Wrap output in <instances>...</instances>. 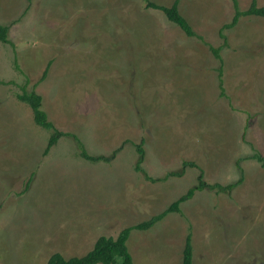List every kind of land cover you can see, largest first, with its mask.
<instances>
[{"label": "rangeland", "instance_id": "1", "mask_svg": "<svg viewBox=\"0 0 264 264\" xmlns=\"http://www.w3.org/2000/svg\"><path fill=\"white\" fill-rule=\"evenodd\" d=\"M178 2L194 31L222 48L228 97L207 44L143 0H0L14 44L0 41V264L84 256L99 237L164 212L201 176L237 182L239 160L242 185L197 192L127 244L134 264H183L189 235L193 264H264V166L249 159L264 157V18L241 17L225 41L233 0ZM238 3L247 10L252 0ZM25 84L58 130L108 161L83 158L71 137L45 154L52 131L18 99ZM184 162L195 166L163 179Z\"/></svg>", "mask_w": 264, "mask_h": 264}, {"label": "trees", "instance_id": "2", "mask_svg": "<svg viewBox=\"0 0 264 264\" xmlns=\"http://www.w3.org/2000/svg\"><path fill=\"white\" fill-rule=\"evenodd\" d=\"M146 3L147 8H153V9H158L162 11L166 17L168 18L169 22H172L175 24L177 27H179L186 36L191 37V38H198L199 40L203 41L204 44H207V46L210 48L211 52L214 54L216 59L220 61V67L218 69L220 80H219V89H220V95L228 97L225 94V89L223 87V59L221 56V47H214L208 43L205 42L204 38L200 35H198L195 31L193 26L185 19V17L182 15L179 9V2L176 0L172 6L166 7V6H160L157 5L153 2H150L149 0H143ZM234 2V7H235V15L232 17V21L230 23L225 24L221 30L219 31V37L223 40H227V35H226V30H229L240 22L241 17L244 16H256V17H261L264 18V7H260L257 3V0H252V3L250 7L247 10H241L239 7L238 0H233ZM10 26H4L0 25V41L4 44H11L14 46L12 43L11 39L9 38V31H10ZM48 70V69H47ZM131 71V70H130ZM46 76V71L44 74V77ZM23 89V93L19 94L17 97L20 101L27 103L33 112L34 116V121L37 125L41 126L44 129L52 131V134L50 136L47 148L45 150V154H48L50 149L57 145L58 141L63 138V137H71L75 140V142L78 145V148L81 151V156L87 160H92V161H100V160H106L102 157H93L89 155L87 152L84 144L81 142V140L74 134L71 133H65L58 128L55 127L54 123L49 119L48 114L44 111L43 109V99L42 97L36 93L35 91L28 92L26 90V84L21 87ZM143 141L142 144L137 145V151L140 154L141 160L144 159L145 157V150H143ZM249 159L256 160L259 163H261L262 166H264V157L259 153L256 152L253 154ZM242 160H239L237 162L238 168L241 170V178L232 184H229L227 186H223L221 184H215V185H209L201 176L198 181L199 183L197 186L192 187L191 189L188 190V192L178 198L175 202H173L164 212L154 216L150 220H147L145 222H142L140 224L127 227L123 229L119 235L116 238L113 237H108V236H101L99 237L93 248L84 256L81 257H71V258H65L62 254L60 253H55L53 254L47 264H134L133 257L130 253L129 247H128V240L130 237V234L133 230H148L151 227H153L157 222L161 221L164 219L167 215L169 214H180L182 213L181 210V205L185 202H187L189 199L194 197V195L197 192L204 191L205 189H208L209 191L217 190V193H225L229 194L231 191L242 185L244 181V174H243V169L240 166ZM140 164V162H139ZM139 164L137 166L138 171H142L141 168H139ZM195 166V164H191L189 162H184L183 168L181 172H171L168 173L163 179H167L169 176H181L184 172L185 169L188 166ZM143 172V171H142ZM32 181V179L29 180L27 188L29 187V183ZM194 249L192 246V235H189L186 240L185 248H184V256H183V264H193V257H194Z\"/></svg>", "mask_w": 264, "mask_h": 264}, {"label": "crops", "instance_id": "3", "mask_svg": "<svg viewBox=\"0 0 264 264\" xmlns=\"http://www.w3.org/2000/svg\"><path fill=\"white\" fill-rule=\"evenodd\" d=\"M182 15H183V14H182ZM3 22H4V23H0V25L10 26V27H11V25H12V24H11L12 22L9 23V24H11V25L7 24L5 21H3ZM10 31H11V30H10Z\"/></svg>", "mask_w": 264, "mask_h": 264}]
</instances>
